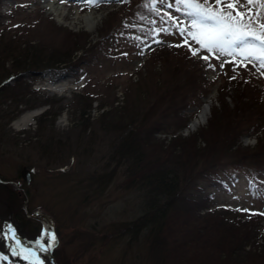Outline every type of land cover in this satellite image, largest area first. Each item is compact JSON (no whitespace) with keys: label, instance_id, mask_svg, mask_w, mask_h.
Returning <instances> with one entry per match:
<instances>
[{"label":"rangeland","instance_id":"rangeland-1","mask_svg":"<svg viewBox=\"0 0 264 264\" xmlns=\"http://www.w3.org/2000/svg\"><path fill=\"white\" fill-rule=\"evenodd\" d=\"M254 3L258 6L259 0ZM186 11L177 0H98L96 6L85 0H1L0 32L4 29L14 41L35 47L42 57L65 58L84 43L85 49L98 52L68 71L48 69L38 76L23 74L18 81L3 73L7 64L0 68V86L8 90L0 97V180L18 193L17 204L25 216L27 228L17 237L23 244L41 242L50 252V256H39V262L189 264L190 260L192 264H208L209 256L216 264H264V173L229 165L234 156H219L221 142L209 160L223 158V167L200 179L197 191L192 190L193 197L205 200L198 209L199 219L189 220L192 224L188 228H201L203 236L189 242L188 235L184 243L183 235L190 232L184 228L187 222L173 217L159 254L152 233L123 231V225L136 221L144 207L137 187L125 190L120 186L125 166L107 159L109 143L115 137V129L108 126L120 123L121 111L101 120L103 111L134 108L140 113L154 102L155 94L168 89L169 83L171 89L179 79L198 78L195 94L185 100L188 110L181 113V119L167 118L165 135H157L170 153L182 158L183 148L194 143L204 148L198 136L219 126L212 111L222 123L226 120L219 112L232 109L233 101L249 107L259 97L264 100V69L258 63L254 67L245 62L247 67H238L233 57L210 56L206 62L200 58L208 55L205 51L192 55L185 45L187 33L182 36L179 31L190 26ZM88 12L101 16L91 31L83 18ZM260 12L264 15V9ZM188 39L192 49H199ZM21 85L31 93L20 97L15 92ZM206 104L208 112L198 120ZM45 112L49 116L41 120ZM248 114L252 111L247 108ZM181 126L185 129L178 131ZM171 131L175 137L181 136L180 142L172 141ZM254 132L255 136L241 139L243 147H255L264 134V122ZM192 136L185 146L184 139ZM189 160L183 158L181 163ZM116 164L112 182L103 188L96 177ZM23 168L31 174L28 187L20 175ZM2 195L0 190L1 199ZM6 206L0 201V214ZM185 244L192 246L185 250ZM173 248H183L189 259L183 261ZM229 252L230 261L221 260ZM20 253L35 260L28 249ZM0 264L27 263L7 250L0 238Z\"/></svg>","mask_w":264,"mask_h":264},{"label":"trees","instance_id":"trees-1","mask_svg":"<svg viewBox=\"0 0 264 264\" xmlns=\"http://www.w3.org/2000/svg\"><path fill=\"white\" fill-rule=\"evenodd\" d=\"M1 30L0 68L3 69L4 65L7 64L8 68L3 70V73L7 76L9 75V77H16V81H18V78H21L23 74L30 77L38 76L37 74L39 72L48 69L69 70L70 68H76L78 65H74L75 63L79 61V64L84 61L88 62L87 57L92 53L93 55L91 56L98 55V52L95 53V48L93 52L91 48L85 49L86 44L84 43L79 46L80 48L77 47L74 50L76 54L80 51L79 56L72 53L60 59L42 57L40 51L36 50L35 47H27V43L25 44L21 42V40L14 41V39H11V37L7 35V31L4 32V29ZM87 43L89 44L90 41H87ZM77 57H80V59ZM2 77L3 76L0 74V79ZM20 83H23V81ZM20 83L16 82V85ZM180 83H183L185 86ZM198 85V78L194 79L192 77L188 81L182 78L179 79L178 84L171 89L169 83L168 89H163V92L160 94H155L153 96L156 98L154 102L149 107L147 105L148 108L140 113H136V109L134 108H128L130 109L128 111H126L125 108H120L119 110L111 108L109 111H103L99 116L101 120H104L113 116V111L115 113L121 111L123 118L119 120L120 123L108 126L111 130L115 129L113 133L115 137L113 141L109 143V148L107 150L109 158L107 159H115L117 164L125 166V179L120 186L125 190L137 187L140 191L144 207L142 215L136 221H133L131 224L123 225V231L128 233L133 232V230H145L147 234L152 233V235L155 236V242H158L155 248L159 247V254L161 246H164L165 233L173 217L180 218L187 222L184 228L190 232L183 235V239L185 240L183 241L184 243H186L185 237L188 235L189 238L187 241L189 242H193L194 239L203 236L201 234V232H203L201 228H188L190 224H192L188 223L189 220L193 221L199 219L197 215L198 209L202 201L205 200H203V198L196 199V197H193L196 196V194H194L192 190L197 191L198 188H196L195 185H197L200 179L208 177L217 167H223V163H221L223 158L222 160L218 159L216 162L209 160L213 159L210 158V155L217 151L220 142L222 146L219 156L226 155L227 153L234 156V158H230L233 159L230 163L228 161L224 164L229 163V165L236 166L240 169L264 173V134L262 138L258 139L253 148L243 147L240 143L241 137L245 134L254 132L255 129L264 122V100L260 97L257 98L255 102L251 103L249 107L248 104H245V107H240L237 100L233 101L232 109L228 108L219 112L220 115L223 114V118L226 120L225 122L222 121V123L219 122V116L216 115L215 111H212L213 116L217 117L216 120L219 126L212 133L205 132L200 134V136L197 135L202 138L201 141L204 144V148L199 145L197 147V143H194L195 146H188L189 149L186 150L184 148V150L182 149V158L170 153L169 151L171 150L166 148L163 141L157 138V135L164 134L162 132H165L164 126L167 125V118L181 119V113L188 110L186 108L188 105H185V100L189 94H192L191 96L195 94L193 92L198 88ZM186 86L192 89H185ZM251 86L255 87L254 84H251ZM19 88L20 89L15 93H20V97H25L26 93L30 92L27 91V86ZM7 91L6 88L0 86V97ZM263 94L264 92H261V95ZM18 102H16V104ZM182 103H184V105H182ZM26 105L31 106L29 104ZM247 108L252 111L251 115H247ZM48 116L49 113L45 112L41 120L44 118L46 119ZM13 117L14 115L11 116V118ZM0 119H2V116H0ZM126 119L127 121L125 122ZM38 121H40V119ZM184 128V126H181L178 131ZM221 128L222 131H220ZM170 134L174 137L172 139L174 142H180V139H182L180 135L175 137V133H172V131ZM194 137L192 136V138L189 137L184 139L187 142L185 146L188 144V140ZM173 146L172 144V147ZM192 147H194V150H192ZM183 158L190 160L181 163ZM117 164L111 167L109 171H105L106 173H104V175L96 177L95 180L97 182L100 181L103 188H106L108 184L112 182L114 174L117 172ZM107 166H110L109 163L106 167ZM4 185L5 183L0 180V190L3 193V199L0 198V201H2L3 204L5 202L7 205L6 208L3 207L4 211L0 214V217L1 219L12 222L17 229L18 235L21 236L27 227L23 223L25 216L22 213L21 207L17 204L18 193L10 191V186L5 185L4 188ZM186 190H188L187 194H189L187 197L185 195ZM27 239H29V237H27ZM185 246V250H189L192 244H185ZM173 249L179 257L183 256V261L184 258L189 259L188 255H186V257L183 255L186 253L183 248ZM152 251L155 253L158 249H152ZM155 256L157 255L155 254ZM224 259L229 262L231 259V252L221 260ZM206 260L208 264L217 263L215 259L209 256L206 257ZM189 264H192L190 260Z\"/></svg>","mask_w":264,"mask_h":264},{"label":"snow or ice","instance_id":"snow-or-ice-1","mask_svg":"<svg viewBox=\"0 0 264 264\" xmlns=\"http://www.w3.org/2000/svg\"><path fill=\"white\" fill-rule=\"evenodd\" d=\"M85 2L96 6L98 0ZM177 3L183 5L187 10L185 14L191 18L190 26L179 31L182 36L187 33L185 45L193 56L203 50L208 55L200 58L206 62L210 56H226L233 57L232 62L238 67H247V63L255 67L258 63L259 68L264 69V22H261L264 15L260 12L264 9V0H259L258 6L254 0H177ZM253 8L257 11L253 12ZM188 38L199 45V49H192ZM55 239L53 236L52 240ZM40 247L43 250V245ZM28 255L35 254L29 252ZM36 264L40 262L37 260Z\"/></svg>","mask_w":264,"mask_h":264},{"label":"bare ground","instance_id":"bare-ground-1","mask_svg":"<svg viewBox=\"0 0 264 264\" xmlns=\"http://www.w3.org/2000/svg\"><path fill=\"white\" fill-rule=\"evenodd\" d=\"M92 15V16H91ZM86 17H91V20L89 19L88 21V18ZM79 18V17H78ZM84 19V24L86 25V27L91 31L92 29H94V27L97 25V23L99 22V20L101 19V16L100 15H97L95 13H90L88 12L85 16H83ZM80 21V20H79ZM208 103V101L206 102ZM208 112V107L207 105L203 106V109H202V112L200 114V118L198 120H201L205 117V115L207 114ZM33 115V114H32ZM33 117V116H32ZM27 119V118H26ZM197 120V121H198ZM201 121H199L198 124H200ZM197 124V125H198ZM21 125V124H20ZM194 125L196 126V123H194ZM1 218V217H0ZM41 245H43V250L41 249ZM18 246L21 247V248H26L29 250V252H32L34 253V258L37 259V260H41V258L39 256L41 255H49L50 256V252L48 250V248L41 242H39L38 244H23L21 243L20 241L18 242Z\"/></svg>","mask_w":264,"mask_h":264},{"label":"water","instance_id":"water-1","mask_svg":"<svg viewBox=\"0 0 264 264\" xmlns=\"http://www.w3.org/2000/svg\"><path fill=\"white\" fill-rule=\"evenodd\" d=\"M20 175H21V178L25 182V186L28 187L30 185V183H31V176H30L29 171H27L25 168H23L21 173H20ZM5 226H9L10 229H11V239H12V243L14 245L13 246V250H14L13 251V255L17 256L18 258L22 259L23 261H25L28 264H36L37 260L25 258V257H23L21 255L20 249L17 246L18 239L16 237V231H15L14 226L11 223H8V222H5L3 220H0V229H1L0 238L3 241H5L7 248H8L9 240H8L7 235L5 233H3V231H5V229H4ZM40 264H45V263L40 262Z\"/></svg>","mask_w":264,"mask_h":264}]
</instances>
